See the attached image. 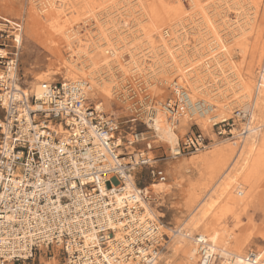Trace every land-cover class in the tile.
Segmentation results:
<instances>
[{"label":"built area","instance_id":"built-area-1","mask_svg":"<svg viewBox=\"0 0 264 264\" xmlns=\"http://www.w3.org/2000/svg\"><path fill=\"white\" fill-rule=\"evenodd\" d=\"M14 59L0 56V264L158 262L169 239L145 217L150 190H126V176L145 168L164 184L167 175L156 163L196 155L208 148L209 138L187 133L167 155L154 156L155 137L147 124L144 132H127L101 103H88L81 81H44L28 92L12 78ZM160 105L173 129L181 119L192 122L214 111L210 102L192 100L178 86ZM253 109L237 108L226 122L213 125L217 137L240 142L255 135ZM230 121L241 125L236 134L233 125L220 130ZM193 245L198 264H231L206 237L196 234Z\"/></svg>","mask_w":264,"mask_h":264},{"label":"rangeland","instance_id":"rangeland-1","mask_svg":"<svg viewBox=\"0 0 264 264\" xmlns=\"http://www.w3.org/2000/svg\"><path fill=\"white\" fill-rule=\"evenodd\" d=\"M48 1L54 2L56 6L65 10L64 15L62 14L59 17L60 20L57 22L52 20L50 10H48L49 13L47 11L42 13V15L48 13L46 16L50 15L48 17L50 19L44 15V17L41 16L39 11L45 6V0H0V48L10 53L18 52L17 75L19 84L23 89L28 90V92L32 91L31 86L35 82V77H38L40 74H47L51 78L44 81L62 82L63 77L68 75V72H71L69 71L71 70L70 62L72 59L74 60L72 51L76 50V46L71 47L72 51L69 49L66 38L63 35L65 30L68 29L67 35L75 33V36H73L74 42H76L75 39L85 40L88 35L91 37V41L95 42L97 41V30L96 26H94L96 20L111 21L114 19L118 21V18L119 20H123L128 15L127 9H132L137 14L141 13L135 5L136 1L133 0H130V3L123 0H113L111 3H103L101 0H96L95 4H88L89 8L88 5L80 7L81 4H76L72 8L73 11L67 5H64L61 0ZM79 1L81 2V0ZM153 4L157 5V9L161 10L163 15V17H160L163 19L153 24L158 27L157 37L166 31L170 35L169 29L174 26L181 33V40L184 39L183 43L179 45L174 43L175 49L178 48V54L183 51L184 55L189 57L193 56V52L201 50L200 52L203 54L201 62H204V65L208 61L211 65V56L208 55V51L211 47L214 48L215 46L210 43L211 39L209 35H205L207 29L199 16H193L194 19L193 17H188L191 13L187 7L188 1L145 0L144 7L147 17L151 13L149 9ZM76 6L78 7L76 8ZM207 12L211 20L218 26L216 30L222 37L227 51L229 50L230 61L240 69L246 79L250 77L249 81L255 82L258 76L257 70L261 68L254 48L257 46L256 43L260 39L259 37L264 35V0H215L212 5L208 6ZM237 13L241 20L251 19L252 21L253 30L246 36V40L235 38L236 33L233 34L231 32L233 27L226 28V22L224 21H237ZM130 19L128 18V21ZM107 25L106 27L108 28L109 24ZM142 25L146 32L147 30H151V27L148 28L149 25H152L149 17L148 21H145ZM133 26L134 23L132 22L127 25H120L121 29L119 33H121V36L131 35L135 30ZM89 31L91 34H89ZM196 31H200L203 34L201 39H195L196 36L194 37V35H196ZM141 34L136 31L134 35L128 36L125 46L123 48L120 47L121 49L119 48L122 57H119L118 63H121V67L126 68L127 66L128 70H131V74H128L124 78L120 72V66L116 67L114 64H112L108 71L102 68L98 70L100 79H102V82L104 81L103 83L107 82L111 75L114 77L111 84L113 88L111 99L105 100L99 95L98 100L93 101L89 99V95L87 94L89 104L95 105L101 103L103 111L107 115L113 116L122 126L127 127V132L130 130L144 132L149 112L153 111V107H159L158 103L162 104L166 99L171 97L172 82H180L182 80V77L175 72L165 73L163 65H153L152 69L148 68L157 58L160 59L163 56L162 49L157 37H153L149 43L148 39ZM183 34L186 35V39L182 37ZM16 37H20L19 43ZM111 37L115 38L114 35H111ZM17 43L19 45L17 46L18 48L16 47ZM102 43L104 44L103 41H100L98 44ZM112 43L113 41L108 42V44ZM148 43L155 47L153 51H155L157 58L154 57L152 48H149ZM218 52L220 50L217 49L214 53ZM129 56H132L138 62L136 69L129 63ZM187 66L184 63V67ZM55 69L58 70V75H54L55 73L52 70ZM79 79H85V76H80ZM208 86L211 88V83ZM213 86L220 87L218 83H214ZM195 99H201V97H195ZM232 99L229 98L228 101ZM244 102L246 105L252 104L250 101ZM243 106L242 103L238 105L233 102L232 111L226 116L227 120L233 116L234 110ZM254 112H258L257 107L254 108ZM255 113L252 128L258 127L264 122V120L261 121V119L256 118ZM231 125L233 126L231 127ZM240 126V123L232 124L230 121L229 126H221L220 130L223 131L225 129L228 131L231 127L232 133L236 134ZM198 131L209 138L210 144L207 149L196 155L177 160H162L155 165L165 171L167 182L164 184L170 187L160 194H156L157 191L150 190L151 199L148 208L153 212L157 224L161 226V232L169 239L161 254V260L157 264H166V262H169L168 264H189L188 258L192 245L190 241L183 239L180 232L184 234L189 230V218L191 215H197L198 210L202 206L199 200H203L207 194L209 196L206 198V202H214L218 197L219 206L222 205V207L227 200H231L234 197V203L231 205L230 210L228 209L230 212L228 211L223 216L221 225L232 231L231 233L236 239L244 241L243 243L246 245L244 255L249 251L259 253L264 247L262 238L264 237V127L260 130V141L258 142L260 145L257 144V149L248 154L250 157L239 153L241 141L233 142L225 138V136L224 138L217 137V128L213 127L207 134L196 124V120L189 121V127L186 128L184 135ZM184 135L180 136L179 140ZM152 146L154 156L161 157L168 154L169 147L158 139L154 138ZM221 157H224V159H221ZM254 158H258L259 160ZM172 165L176 166V170L170 169ZM250 168H253L252 174H249L251 173L249 171L251 170ZM242 171H245L244 174ZM225 172H228L227 177L232 172L231 175L237 179L232 182L231 189L225 192H221V188L218 190L212 189V185L218 182L219 176ZM133 174L132 177L138 188H149L150 185L156 183L149 177L148 170L145 168L138 169ZM243 178L245 180L250 178L256 181L255 183L253 181L252 183L250 182V186L248 183H243L246 187V192L241 196L235 195V186ZM244 179L241 182H245ZM229 183L231 182L229 181ZM210 190H214L216 193ZM220 194L222 195L220 196ZM236 204L238 205L236 206ZM220 213L219 210L214 212L215 215ZM172 231L178 233L173 235ZM191 235L194 237L196 234L193 233ZM194 264H198L197 257L194 260Z\"/></svg>","mask_w":264,"mask_h":264},{"label":"bare ground","instance_id":"bare-ground-1","mask_svg":"<svg viewBox=\"0 0 264 264\" xmlns=\"http://www.w3.org/2000/svg\"><path fill=\"white\" fill-rule=\"evenodd\" d=\"M61 1L64 3V5H67L70 9L74 8L76 4L77 5L81 4L80 5L81 7L84 5H88L89 3L95 4L96 2V0H81V2L79 0H61ZM101 1L103 3H111L113 0H101ZM123 1H128L127 3H130V0H123ZM133 1H136L135 5L138 7V11H141L140 14H137V12L133 11L132 9L131 10L127 9L128 15L126 16L124 15L126 18H124L123 20H119L118 18V21L113 19L111 21L110 20H107V21L106 20H103V21L96 20L94 22L95 23L94 26H96V30H97V39H96L97 41L95 42L91 41L90 39L91 37H89V35L86 36L85 40L75 39L76 42H74L73 36H75V33L67 35L68 29L65 30V32L63 33V35L66 38L67 46L69 47V49H71V47L75 45L76 50L72 51L71 49L74 55L72 56L74 57V60L72 59V61L70 62L71 70L69 71L71 72H68V75L63 77L62 81H66L70 83L81 81L80 83L83 86L84 85L86 86L89 99L93 101L98 100L99 95L105 100L111 99L112 90H113L111 84H112L114 77L112 75L111 76L109 75L110 77L108 81L103 83L104 81L102 82V79H100L98 70L102 68L103 70L107 69L108 71L110 70V67L112 66V64L116 65V67L120 66L121 63L120 64L118 63L119 62L118 59L119 57H122V55H121V52H119V48L120 47L123 48L125 46L127 37L134 35L136 31L139 33H142L141 35L145 37L146 39H148V42L152 40L153 37H157L158 27L154 26L153 24L163 19V18H160V17H163L162 11L157 9L156 4H153V6L150 7L149 10L151 11V13L150 15H148V17L152 25L148 26V28L151 27V30L149 31L147 30L146 32L145 28H143V25H142L145 23V21L146 22L148 21L147 13L144 7L145 0H133ZM187 1H188L187 7L189 8V11H191L188 17L192 18L193 16H199V18L201 19V21L203 22L204 26L207 29L205 35H209V38L211 39L210 43H212V45L215 46L214 48L211 47V49L208 51L209 52L208 55L211 56L210 57L211 65L208 63V61L207 63L205 62V64L203 65L204 62H201V60H203L202 59L203 54L200 52L201 50H198L197 52L196 51L193 52L192 53L193 56H189V57L185 56L183 51L182 53L178 54V51H177L178 48L175 49L174 43L175 44L177 43L176 45H179L183 43L184 39L181 40L180 38L181 33H179V30H177L174 26H172L169 29V31L171 32L170 35L168 34V31H166L163 34H161L159 37H157L158 41L160 42V47L162 49V55H163L160 59L157 58L155 51H153L155 50L154 49L155 47L149 44L151 41L148 43L149 48H152L154 57L157 58V60H155L154 63H151L148 68L152 69L153 65H158V66L163 65L165 73L175 72L179 74L180 77H182L181 78L182 80L180 82H172L171 83L172 88L174 86H178L179 88H185L187 90V94L192 100L195 99V97H201V99L210 102L214 106V111L211 117L195 119L196 124L200 126L202 131L206 132L207 134L209 133V131L212 130L213 125L227 121L226 116H228V114L232 111L233 102L237 103L238 105L242 103V105L245 106L246 104H244L245 103L244 101L246 102L250 101V103L253 104L254 108L257 107L258 109V112L256 113L253 112L252 114L253 118H254V113H255V117L263 121L264 120V69L262 72H260L259 76H257V80L255 82L249 81L250 77L246 79L244 74H242V72L240 71V69L235 64L233 65V63L230 61L231 56L228 53L229 50L227 51V48L223 43L222 37L219 35V32H217L216 30L218 26L215 25V22L211 20L210 16L208 15V12H207L208 6L212 5L213 1L215 0H187ZM44 5L45 6H43V8L39 11L42 17L48 15L49 13L48 10H50V15H51L52 20H55L56 22L60 20L59 17L62 14L64 15L65 10H62L61 7L56 6L54 2L45 0ZM180 6L182 7V5ZM77 7L78 6H76V8ZM89 7L90 6L88 5V8ZM134 9H135V6H134ZM46 11L48 13L46 15L43 14L44 15L43 16L42 13H45ZM50 15L48 17H50ZM237 16H236L237 21H231V22L228 20L224 21L226 22V28L233 27V29H231V32L233 34L236 33L234 37L240 40H246L245 39L246 36L253 30L252 21L251 19H247V20L242 19L243 20L242 21L238 13H237ZM128 18H131V19L128 21ZM131 22L134 23V26H133V28L135 29L134 32H132L131 35L127 34L125 36H121V33H119L121 29L120 25H127L128 23H131ZM64 24H63V27H64ZM67 24L68 23L66 22V25ZM107 24H109L108 28L106 27L108 26ZM200 31H196L195 33L196 35H194V37L196 36L195 38L196 40L201 39L203 36V34L200 33ZM89 34H91L90 31H89ZM111 35H114L115 38H112ZM185 36H186L185 34L182 35V37L186 39ZM167 38L168 40H166ZM259 38L260 39L256 43L257 46H255L254 48V52L257 55L260 68H264L262 64V59L264 57V35L260 36ZM100 41H103L104 44L103 43L98 44ZM112 41H113L112 44H108V42H112ZM17 46H19L18 43L16 44V47ZM104 46L109 47V48H106ZM217 49L220 50V52H218L219 54L214 53L216 52ZM0 51H3L6 53V55L1 56V57L10 59L13 56V58H15L14 60H16V62L18 63V52L10 53L2 48H0ZM128 60H129V63L132 64L134 69L138 67L137 66L138 62L135 59H133L132 56H129ZM184 63H186L188 66L184 67ZM16 66L18 69V64H16ZM120 69H121L120 72L122 73V76L124 78H126L128 74H131L130 73L131 70H128L127 66L126 68L120 66ZM52 71L55 73L54 75L59 74L57 69L52 70ZM80 76L81 77L85 76V79H79ZM17 77L18 75H17V70H16L13 72L12 78L17 79ZM48 79H51V78H49V75L47 74L46 75L40 74L38 77H35V82L31 86L32 91L33 92L37 91L39 88L38 83L44 80H48ZM76 79H79V80H76ZM210 83H211V88L209 87L210 85L208 86V84ZM214 83H218L220 87H214L213 86ZM228 97L233 98V99L231 101H228L229 100ZM158 105H160V103H158ZM146 122H147V126L152 130V134L154 135V137L158 139L159 141L165 143L170 149L174 148V145L178 142L180 136L184 135L186 128L189 127V121L186 119H181L178 122V126H176L175 129H173L168 120V116L166 112L161 108V105L159 107L157 106L153 107V111L150 114V118ZM263 127H264V122H262V124H260L257 127L258 132L256 135L250 133L244 136V138L241 140V148L239 150V153H242L248 156V154L252 153L253 151H255V149H257L256 148L257 144H259L258 142L260 141L259 140L260 130ZM222 158L224 159V157H221V159ZM254 159L259 160L258 158H254ZM253 168H250L251 170L249 171H251V173L249 174H252ZM170 169L176 170V166L172 165ZM242 172L244 174L245 171H242ZM227 173L228 172L222 173L219 176L218 182L212 185V189L218 190L221 188L222 189L220 190L221 192L222 191L225 192L226 190L229 191V189H231V184H233L232 182H234L236 178L231 175L232 172L229 174L230 176L227 177L228 175ZM251 178H254V177H251ZM242 180L240 179L239 184L235 186V191H234L235 195H238V196L243 195V193L246 192L245 191L246 187L244 184L248 183V185L250 186V182L252 183L254 179L252 180L250 178L247 180L244 179L245 182H241ZM229 181L231 183H229ZM255 181H253V183H255ZM254 187H255V184H254ZM169 188L170 187L165 184L155 183V184L150 185L149 188H145V189L146 191H149V190H152L154 192L157 191L156 194H160V193H163L164 190L166 191ZM125 189L126 190L131 189V192H135V190L137 189L132 176H126ZM210 191L212 192L214 190H210ZM222 194H220V196ZM208 196L209 194H207L203 200H199V203H202V206L198 210L197 215L190 216L189 221H188L189 230L186 231L184 234H182L179 231L180 234L183 236V239L190 241L192 245V248L190 249V255L188 258L189 264H194V260H196V257H197L196 249L193 245V237L191 235L193 233L202 235V237H206L207 240L211 243L212 250L216 254L220 255L221 257H224V258L228 257L229 260H231V264H241V261H243V264H264V247L257 254H253L250 256L244 255V251L246 248V245L243 243L244 241L242 242L236 239L232 235L231 233L232 231H229L228 229L225 228L224 225H221V222H222L221 219L230 210L231 205L234 203L233 202L234 197L231 199L232 201L230 199L227 200L222 207L221 205L222 202L220 203L221 206H219V198L217 196H216L217 199L214 198L215 199L214 202H206V198ZM235 199L237 200V198ZM237 205L238 204H236V206ZM236 206L233 205L234 208H236ZM143 207L145 211V217L153 221H156L155 216L153 215V212L148 208V204H144ZM218 210L221 213L215 215L214 212H217ZM158 227L160 228L161 226L158 225ZM177 233L178 232L176 231H172L173 235H176ZM262 238L264 241V237ZM160 260L161 258H159L158 261ZM197 261H198V257H197ZM168 263L169 262H166V264ZM154 264H157V262H155Z\"/></svg>","mask_w":264,"mask_h":264},{"label":"snow or ice","instance_id":"snow-or-ice-1","mask_svg":"<svg viewBox=\"0 0 264 264\" xmlns=\"http://www.w3.org/2000/svg\"><path fill=\"white\" fill-rule=\"evenodd\" d=\"M16 40H17V42L19 43V41H20V37H16ZM4 55H6V53L3 52V51H0V56H4ZM75 187H76V186L73 185V188H75ZM241 264H243V261H241Z\"/></svg>","mask_w":264,"mask_h":264}]
</instances>
